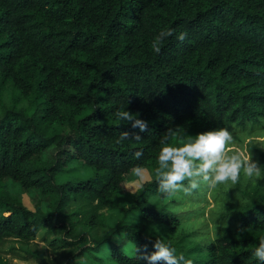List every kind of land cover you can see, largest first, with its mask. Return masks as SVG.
<instances>
[{
  "label": "trees",
  "instance_id": "1",
  "mask_svg": "<svg viewBox=\"0 0 264 264\" xmlns=\"http://www.w3.org/2000/svg\"><path fill=\"white\" fill-rule=\"evenodd\" d=\"M165 27L175 32L157 53ZM126 107L147 121L143 132L117 119ZM232 126L264 128V0H0V241L46 228L66 264H148L140 256L161 237L179 264H256L261 180L243 186L241 175L226 190L210 240L186 227L196 211L178 209L184 197L156 181L168 130L167 143L181 144ZM122 131L133 137L119 141ZM260 143L250 148L264 164ZM137 164L151 178L125 206ZM111 209L123 213L114 225ZM23 247L22 259L54 264Z\"/></svg>",
  "mask_w": 264,
  "mask_h": 264
},
{
  "label": "clouds",
  "instance_id": "2",
  "mask_svg": "<svg viewBox=\"0 0 264 264\" xmlns=\"http://www.w3.org/2000/svg\"><path fill=\"white\" fill-rule=\"evenodd\" d=\"M174 28H161L155 39L152 41V49L159 53L161 42L172 36ZM177 38L183 40L187 33L179 32ZM117 119L123 123L131 122V126L143 132L147 128V121L136 113L126 108L116 111ZM140 132L134 134V138H141ZM171 130L161 138V145L155 168L156 181L160 192L171 194L177 191L189 192L197 189L201 184L210 188L231 182L236 185L241 175L247 177L252 183H257L264 178V164L252 158V154H244L239 150H230L229 145L233 142V133L229 127H215L200 131L193 138L181 144L167 143ZM133 134L122 131L119 141L132 138ZM134 157L139 159L143 156L142 150H136ZM138 181H143L146 176V169L137 164L130 169ZM187 181V183H185ZM155 251L143 253L141 260L148 264H179V257L175 248L170 242L157 237L153 241ZM137 251V250H136ZM252 255L256 257V264H264V235L258 238V243L252 249ZM185 264H192L187 260Z\"/></svg>",
  "mask_w": 264,
  "mask_h": 264
},
{
  "label": "rangeland",
  "instance_id": "3",
  "mask_svg": "<svg viewBox=\"0 0 264 264\" xmlns=\"http://www.w3.org/2000/svg\"><path fill=\"white\" fill-rule=\"evenodd\" d=\"M233 133V142L229 145L230 150H239L244 154H252L253 159H258L257 156L259 153L256 151L254 147L250 148L251 140L261 141V145L264 148V128L260 126H249L245 129L237 128L236 126H232L229 128ZM262 164V163H261ZM67 174L62 175L60 177L61 180H66ZM150 173L146 170V176L143 181H138L137 178L126 181L125 189L127 192L123 197L124 205H129L132 202L131 194L135 192L144 182L150 180ZM242 185L244 186L247 183H252L247 177H244L242 174ZM264 183V178H260ZM230 187H236V185H232L231 182L226 184L218 185L215 188H210L205 184H201L199 188H197L194 192L189 191L188 193L177 191L176 194L180 193L184 197V202L180 204L178 209L182 211L194 210L195 213H190L186 217L183 216L186 220V227L200 230L201 237H207L209 240L213 239L216 235V226L220 223V217L224 213V209L222 206L225 204L226 200V190ZM235 194H239L236 192ZM194 200L192 203H188V200ZM25 204L29 207L33 208V203L29 195H24ZM188 204H192L193 206L188 207ZM74 207V206H72ZM108 220L111 224H116L122 217V210L120 209H111L107 210ZM59 234L52 233L48 231L46 228H42L39 230L38 234L29 240L28 242L21 241L14 237H7L4 240L0 241V255L7 262H11L12 264H34L29 261L22 259V249H25L23 246L30 248L32 251H40L49 261L54 262V264H65L67 263L66 257L68 258L67 253L65 252L66 248H58V245H61L62 242L56 241V244H53L55 238H57ZM65 238L64 234H60ZM78 250V249H77Z\"/></svg>",
  "mask_w": 264,
  "mask_h": 264
}]
</instances>
